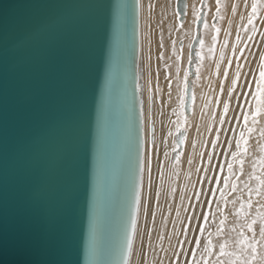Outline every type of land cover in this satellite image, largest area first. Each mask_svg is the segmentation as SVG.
Wrapping results in <instances>:
<instances>
[{
  "label": "water",
  "instance_id": "water-1",
  "mask_svg": "<svg viewBox=\"0 0 264 264\" xmlns=\"http://www.w3.org/2000/svg\"><path fill=\"white\" fill-rule=\"evenodd\" d=\"M137 57L138 0H0V264H124Z\"/></svg>",
  "mask_w": 264,
  "mask_h": 264
},
{
  "label": "bare ground",
  "instance_id": "bare-ground-1",
  "mask_svg": "<svg viewBox=\"0 0 264 264\" xmlns=\"http://www.w3.org/2000/svg\"><path fill=\"white\" fill-rule=\"evenodd\" d=\"M216 2L138 0V52L150 67L153 79H145L143 101L141 96L137 100L142 125V167L140 200L128 264H145L146 260L147 264H171L175 257L170 245L177 243L176 231L203 221L200 215L203 211L216 209L215 203L211 206L206 203L210 196L213 198L207 190L222 187V181L218 184L215 177L228 174L226 161L232 158L238 129L236 116L240 109L237 104L243 99L238 100L236 94L231 98L228 96L236 67L237 49L234 50L232 44L238 39V31L240 40L247 38L242 26L247 22L251 0H220L222 30L219 35L216 30ZM197 15L200 20L196 19ZM259 17L256 27L259 32H264V10H260ZM150 30L153 32L151 41ZM262 47L264 37L259 34L248 44L254 53ZM256 61L254 57L250 59L248 71L255 68ZM155 81L161 88H155ZM135 84L140 90L138 79H135ZM240 91L237 88L236 92ZM225 102L229 104V111L221 124L220 113ZM259 125L264 126V117L260 118ZM177 126L187 133L180 171L171 166L179 155L176 139L180 132H177ZM262 144L264 140H259L257 131L249 139L243 176L251 173L252 160L260 158L258 148ZM209 153H212L211 159ZM197 190H201L200 203L196 207L200 219L194 218L190 222L188 216L192 209L189 206L195 202L193 194ZM242 199L247 202L246 196ZM256 206L254 203L252 209L245 211L255 215ZM235 208H239V203ZM235 208L230 203L225 208L229 228L237 223V218L232 215ZM254 231L259 232L258 225L254 226ZM169 234H172L171 238ZM188 235H193L191 228ZM191 246L186 244L184 247ZM188 255L182 254L181 261Z\"/></svg>",
  "mask_w": 264,
  "mask_h": 264
},
{
  "label": "snow or ice",
  "instance_id": "snow-or-ice-1",
  "mask_svg": "<svg viewBox=\"0 0 264 264\" xmlns=\"http://www.w3.org/2000/svg\"><path fill=\"white\" fill-rule=\"evenodd\" d=\"M260 10H264V2L258 3V0H251L247 22L242 26L247 38L240 40L238 31V39L232 44L234 50L240 44H243V47H239V54L235 56L237 71L233 74V79L228 87V96L231 98L236 94L238 100L243 97V103L237 104V108L241 110L237 119L239 120L242 117L243 122L238 125L240 132L235 137L236 150L231 153L232 158L226 161L228 174L215 177L218 184L222 181L223 186L207 190L212 193L214 199L210 198L206 203L209 206L215 203L216 209L214 211H203L200 214L203 216L204 222H198L195 225L188 224L183 227L182 231H176L177 243L176 245H170L173 248L172 255L175 257L171 260V264H264V144L258 148L260 158L252 160L251 173L247 179H242L245 166L244 158L249 152V139L253 138L256 132L259 131V140H264V126L259 125L260 118L264 117V53L260 54L258 73L253 72L251 79L247 78L248 73H243L244 66L240 64L241 59L247 60L244 54L249 42L258 34L264 37V32H259L256 27V21L260 19ZM220 11V0H217L216 17L220 15ZM233 14H235V6H233ZM196 19L200 20L201 17L197 15ZM197 60H199V56H197ZM231 62L232 58L230 57L229 64ZM242 73L245 76L243 82L240 80ZM227 75L226 70L225 77ZM185 76H187V72H185ZM221 87L223 88V82H221ZM237 88L241 90L239 93L236 92ZM181 108H183V94L181 95ZM228 111L229 104L225 102L224 110L220 113L221 124L224 123ZM181 123H183L182 120ZM182 131L177 126V132ZM179 143H184L182 138ZM212 143L215 145L216 141L213 140ZM211 155L212 153H209V159H211ZM217 193L219 194L218 197H216ZM193 195L195 196V202L189 206L192 209L188 216L190 222L194 218L197 221L200 219L196 213V207L200 203L201 190H197ZM245 196L247 202L242 199ZM139 200L140 193L137 185L133 196L131 226L126 234L123 252L124 264H128L133 247L136 205ZM229 203L233 208L239 203V208H235L232 212V215L237 218V223L230 228L227 227L228 217L225 215V208ZM254 203L257 205L255 215H251L245 210L252 209ZM185 211H188V209L186 208ZM210 218L212 219V226L216 229L215 232L210 231L205 226V222L209 221ZM241 218H243L242 221ZM256 225L259 226V238H257L254 231ZM190 228L193 232L191 237L188 235ZM171 235L169 234L170 238ZM181 236L184 238L180 239ZM186 244L193 246L185 248ZM161 250L168 251L167 249ZM182 254H189L183 262L180 259ZM145 264H147V260Z\"/></svg>",
  "mask_w": 264,
  "mask_h": 264
},
{
  "label": "rangeland",
  "instance_id": "rangeland-1",
  "mask_svg": "<svg viewBox=\"0 0 264 264\" xmlns=\"http://www.w3.org/2000/svg\"><path fill=\"white\" fill-rule=\"evenodd\" d=\"M215 18H216V30L218 31V35H219V32H220V30H222V26H221V19H220V17L218 16V17H216L215 16ZM152 35H153V32L150 30V32H149V41H151V39H152ZM239 47H243V46H238V48H237V51L235 52V56L236 55H238L239 54ZM251 48H247L246 49V51H245V57L247 58V60H245V59H241V61H240V64H242L244 67H243V73H248V79H251L252 78V74H253V72H256V73H258V65H259V60H260V54L261 53H264V48L262 47V49H260V50H258L257 51V53H254L252 50H250ZM252 57H254V58H256L257 59V61H256V66H255V68L253 69V70H249L248 71V68H247V64H248V62L250 61V59L252 58ZM235 60V62H236V67H235V69H234V72H236L237 71V61H236V59H234ZM253 68V67H252ZM151 69H150V67H148V65H147V63L145 62V60H144V58L142 59L141 57H140V55H139V52H138V57H137V66H136V79H138V83L140 84V94H141V101H143V98H144V82H145V79L146 78H149V77H152L151 75H152V73H151V71H150ZM189 72V71H188ZM150 73H151V75H150ZM243 73L241 74V77H240V80H241V82H243L244 80H245V77H244V75H243ZM152 79H153V77H152ZM155 83V88L157 89V88H161V85H160V83L159 82H157V81H155L154 82ZM187 96H189L188 98H191V95L189 94H187ZM241 102L243 103V99L241 100ZM191 104V103H190ZM241 111V110H240ZM240 113V112H239ZM239 113H238V115H239ZM238 115L236 116V126H237V135L239 134V132H240V128L238 127V125L239 124H241L243 121H242V117L238 120L237 119V117H238ZM186 136H187V133H186V130L185 129H183V131L182 132H180L178 135H177V139H176V141H177V144H178V153H179V155H178V157H177V159L174 161V162H172V167L174 168V170H177V171H180V165H181V161H180V158H181V154L183 153V151H184V144H185V138H186ZM183 139V141H184V143L183 144H180L179 143V140L180 139ZM235 150H236V148H235ZM234 150V151H235ZM250 174V173H249ZM249 174L248 175H246V176H243L242 175V179H247V177L249 176ZM211 198V196L209 197V199ZM210 211H213L212 210V208H211V210ZM200 222H203L202 220L200 221ZM205 226L206 227H208L209 228V230L210 231H215V227L214 226H212V219L210 218L209 219V221H207V222H205ZM256 232V231H255ZM256 235H258L259 236V232H256Z\"/></svg>",
  "mask_w": 264,
  "mask_h": 264
}]
</instances>
